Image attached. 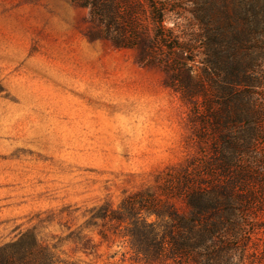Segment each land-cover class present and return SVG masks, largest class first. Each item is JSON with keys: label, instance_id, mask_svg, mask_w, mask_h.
I'll use <instances>...</instances> for the list:
<instances>
[{"label": "rangeland", "instance_id": "obj_1", "mask_svg": "<svg viewBox=\"0 0 264 264\" xmlns=\"http://www.w3.org/2000/svg\"><path fill=\"white\" fill-rule=\"evenodd\" d=\"M205 99L217 138L263 154L264 0H0V247L29 233L65 263L264 264L260 184L235 188L253 202L196 261L154 256L155 215L97 217L203 158Z\"/></svg>", "mask_w": 264, "mask_h": 264}, {"label": "trees", "instance_id": "obj_2", "mask_svg": "<svg viewBox=\"0 0 264 264\" xmlns=\"http://www.w3.org/2000/svg\"><path fill=\"white\" fill-rule=\"evenodd\" d=\"M126 4L129 26L134 32L138 17L132 5H139L135 1H128ZM91 6L93 10L102 9L100 2ZM108 39L117 48L131 47L136 40H119L113 36ZM151 47L148 42L142 44L143 51H148ZM200 85L194 86L196 91H200ZM188 93H195V90L189 87ZM196 107L203 113L200 119L203 130L197 132V137L206 143L203 158H192L188 164L177 170L176 176L171 175L165 179L159 187V195L141 190L126 197L116 211H109L106 206L97 211V217L108 215L117 221L128 220L133 226H137V222L141 221L139 218L143 212L165 220V229L150 231L153 240H156L154 256L177 262L190 259L196 261L202 254L205 255V252L212 249V244L220 240L221 227L228 224L233 203L243 207V201L249 204L253 202L252 198L248 200V196L242 197L236 187L244 186L254 190V186L260 184L263 192L260 202L264 206V151L263 154L260 153V149L255 148V145L237 148L236 144L227 142L224 136L217 138L214 126L218 122L211 112V105L205 99L200 105L196 104ZM220 141L230 146L229 151L220 147ZM244 156L250 159L245 160ZM253 158H256L254 162ZM178 199L188 204V215L178 214L174 203ZM144 224L152 228L154 223ZM135 229L137 230L133 233V238L138 240L147 236L145 231L142 233L138 228ZM0 264L74 263L59 261L49 248L31 234L24 233L18 241L0 247Z\"/></svg>", "mask_w": 264, "mask_h": 264}]
</instances>
